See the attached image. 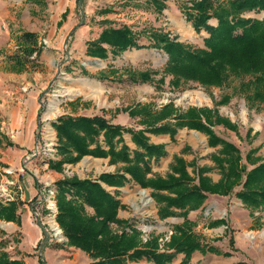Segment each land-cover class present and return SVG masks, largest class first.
<instances>
[{"label": "rangeland", "instance_id": "obj_1", "mask_svg": "<svg viewBox=\"0 0 264 264\" xmlns=\"http://www.w3.org/2000/svg\"><path fill=\"white\" fill-rule=\"evenodd\" d=\"M160 1H165V7L161 12L150 0H76L75 10L68 16L69 21L66 20L60 30H56L55 36L50 34V38H47L46 34L54 25L53 19H55V8L53 5L48 7L49 1H46L45 4L44 0H0V37L5 36V31L16 28L14 25L20 20L22 24L26 23V28L36 31L40 36L39 38L34 32L37 35V46L41 48V52L46 51L48 59L54 58V60H46L48 61L46 64V61L38 63L41 52L38 56L35 52L30 56L32 63H28L29 71L36 72L38 75L43 74L40 79L43 90L38 96L39 108L37 112L40 123L39 135L42 139L33 144L32 148L28 150V154L23 157L19 155V151L13 148L15 147L13 143L10 146L12 149L1 150L0 204L6 205L19 198L23 191L19 176L22 177L24 170L32 172V175L41 184L42 189L39 190L38 195L44 205V211L41 213L44 218L41 219V215L36 211L35 217L41 222H45L44 229L49 236L47 239L52 238V245L63 243L62 231L55 221L56 189L52 187L49 179H43V181L41 179L43 173L51 169L48 165L49 162H53L56 158L55 151H57L58 142L51 123L58 120L60 115H68V113L85 116L104 115L107 120L131 128L138 124L151 127L149 123L152 114L159 112L167 104L173 105L174 114H184L190 108L209 109L235 125V130H230L224 125L208 124L215 137L238 149L241 157L240 162L246 166L247 171L264 162V99L261 102H253L248 98L253 89L247 90L242 86L243 83L250 80L248 76H230L222 87H204L194 81H183L175 88L170 85L172 77L163 72L167 55L162 50L156 48L130 49L116 57L109 54L108 58L104 60L87 55V44L95 41L104 28H117L122 25L129 27L139 36L141 45L150 44V40L146 38L145 34L158 31L166 33L171 39L194 49L203 48V39L208 34L205 31L196 33L179 9L182 2L187 0ZM79 2L80 7L78 6ZM6 11L13 18V22L2 19L1 16ZM23 14L25 18H21ZM244 16L262 20L264 13L251 12ZM209 24L215 26L217 21L211 19ZM60 25L62 24L59 22L56 29ZM187 26L192 29V34L184 33ZM239 32L238 30L237 33ZM21 34L13 36L14 40L16 41V38ZM69 34L70 37L66 40ZM17 50L15 42L14 54ZM4 52V50L0 52V71L5 72L9 68L4 63L7 59ZM110 70H116V73L112 74ZM131 73L134 75L149 73L150 80L133 82L129 79ZM100 74H104L106 78L97 79ZM23 92L26 93L27 88ZM197 95L203 97L200 104L194 101ZM225 96L229 98L228 102L220 104L219 102ZM53 103L55 108L50 109L49 106ZM134 107H140L141 112L147 114L130 117L128 110ZM216 115L210 114L209 116L214 120ZM200 120L207 124L202 114ZM164 121L172 124L173 131L180 129V135L183 136L178 137L179 143L187 136L192 135L193 138V131L199 133V138L203 141L204 135L197 130L187 127L176 128V120L173 119V116L157 124L166 123ZM8 122V117L0 112V129L5 130ZM47 128L53 132L51 139L46 131ZM203 148L205 147L202 144L197 143V150H191L189 155L201 160L205 157V154L202 153ZM218 148L220 149L221 145H218ZM37 156L40 160L38 165L42 167L40 172L32 171L30 168L31 160ZM66 165L63 179L73 177L75 171L82 172L85 177L97 176L104 171H113L112 166L90 157L82 163L78 162L76 167L70 166L71 164ZM40 166L36 169L39 170ZM217 170L221 175V171ZM244 179L245 175L243 174L241 184ZM241 184L233 186L230 191L224 189L219 193H209L214 196H208V199L204 200L203 208L196 210L192 215L187 216L188 212L183 215L184 211H182L179 217H161L160 219L158 218L159 211L162 208L158 207L150 190L131 181L125 183L116 195L120 200L119 209H122L126 216L120 219L128 224L125 231L129 232V227L132 226L140 231L142 243L155 236L158 252H171L166 245L172 235L173 227L181 225L185 220L189 222L191 231L199 237L202 247L191 254L187 264H264V209H250L237 198L236 193L241 189ZM135 187L146 189L153 200V207H149L147 213H141L139 209L135 210L132 205L134 202L139 204ZM87 211L90 212V210ZM16 218L18 220V216ZM17 220L8 222L15 223ZM0 221L1 232L6 229L4 222L7 221ZM109 225L115 233L123 231L115 223ZM54 229H58V234H55ZM45 238L46 236L43 235L38 244L33 247L34 255H39L38 250L44 247L45 244L42 247L41 245ZM17 246L16 240L9 239L5 234H0V252H5L11 260H19L16 258ZM183 258L184 254H175L171 264H180ZM89 259L91 258L89 257ZM19 261L25 264L22 260ZM139 261L142 264H153L146 259ZM40 264L43 262L40 261Z\"/></svg>", "mask_w": 264, "mask_h": 264}, {"label": "trees", "instance_id": "obj_2", "mask_svg": "<svg viewBox=\"0 0 264 264\" xmlns=\"http://www.w3.org/2000/svg\"><path fill=\"white\" fill-rule=\"evenodd\" d=\"M150 2L159 12L165 7L163 1ZM179 9L196 33L205 31L208 34L203 39V48L194 49L158 31L145 34L150 44L141 45L139 36L122 25L104 28L95 41L87 44V55L104 60L109 54L116 57L130 49L156 48L167 55L163 72L172 77L170 85L175 88L183 81H194L204 87H222L230 76H248L250 80L242 84L247 90L253 89L248 98L253 102L263 101L264 18L259 20L244 15L251 12L264 13V0H187L182 2ZM211 19L217 21L215 26L209 24ZM15 42L18 50L8 61L13 70H20L32 63L30 56L34 52L38 56L41 48L37 46V35L34 33L25 32ZM110 72L115 74L116 70ZM104 78V74L97 76V79ZM129 79L133 82H146L150 80V75L131 73ZM228 100L225 96L219 103L226 104ZM141 111L140 107H134L128 110V114L130 117L147 114ZM174 113L173 105L167 104L159 112L152 114L149 124L153 127L173 116L176 128L197 130L208 136L210 146L221 145L217 153L211 155L215 166L221 171V179L217 184H211L206 177L201 176L203 170H199L198 185L189 187L187 184L191 181L190 177L185 174L183 162L178 157H174L175 163L170 166L172 174L165 179L147 178L150 171L149 160L163 155V147L150 144L143 130L135 132L130 128L114 126L98 116L61 117L57 120L53 127L57 135V153L61 158L57 162H49V168L60 170L64 163L75 165L84 156L109 157L110 164L121 162L124 165L123 172L129 176V180L142 188L153 189L156 191L153 194L155 201L165 203L159 211L160 218L171 215V207L183 209V215H186L189 210L203 203L206 198L204 193H219L224 189L230 191L233 186L241 184L244 174L245 179L236 193L237 198L250 209H264V163L247 171L246 166L240 162L238 149L215 137L208 124L224 125L230 130H235V125L209 109L190 108L184 114ZM201 114L207 124L201 122ZM210 114L216 115L214 120L210 118ZM166 125L168 124H162L149 131L158 132ZM122 132L131 134L135 149L123 144ZM101 133L102 142L108 147L106 151L96 142ZM2 140L0 135V146ZM93 144L95 146L90 148ZM6 145L11 146L12 143L7 142ZM173 173L178 176L175 177ZM126 181L128 179L122 174L103 173L95 180L73 176L55 183V221L66 239V246L85 252L92 259L90 264H130L141 259L153 264H171L175 254L180 253L184 254L180 264H187L191 254L202 246L186 220L173 227L166 245L171 252H158L155 236L142 243L140 231L134 226L129 227V232L125 231L128 224L117 217L120 202L102 184L121 187ZM162 189L175 196L157 192ZM86 207L93 213L89 214ZM16 208L17 204L13 201L6 205L0 204V220H17ZM110 223L117 224L123 231L113 232ZM230 242H233L232 239ZM0 264L23 263L11 260L5 252H0Z\"/></svg>", "mask_w": 264, "mask_h": 264}, {"label": "crops", "instance_id": "obj_3", "mask_svg": "<svg viewBox=\"0 0 264 264\" xmlns=\"http://www.w3.org/2000/svg\"><path fill=\"white\" fill-rule=\"evenodd\" d=\"M45 4L46 1H49V4L47 3L48 7L55 8V19H53L54 25L51 26L48 33L46 34L47 38H50V34L52 36H55L56 30H60V28L67 22L68 16L73 14L75 10V1L76 0H44ZM165 4V1H164ZM2 19H5L7 22H13V18L9 15V12L6 11L2 14ZM21 18H25V15L23 14ZM65 20V21H63ZM63 21V22H62ZM60 22V25L58 29L57 25ZM26 23L19 20L15 23V27L9 31H5V36L0 37V52L5 51L4 54L7 56L6 61L4 62L9 70L8 71H0V112L5 114L8 117L9 122L7 123V128L5 130L0 129V135H3L2 138V145L0 146V153L1 150H8L12 149V147L7 146L6 143L10 142L13 143L15 147H13L15 150L19 151V155L23 157L24 155L28 154V150H30L36 142L41 141L42 137L39 135L40 126H39V120L37 116L38 108H39V102H38V96L39 93L43 90V87L41 85L40 79L43 77V74L40 73L39 75L36 72L31 73L29 71L30 69L28 67H25L20 70H13L12 64L8 61V58L14 54L15 49V40L13 36L19 35L22 32L28 31L37 34L36 31H31L28 28H26ZM38 35V34H37ZM39 36V35H38ZM58 36V35H57ZM40 38V36H39ZM46 60H54L53 57L48 59V54L46 51H42L38 57V63H42ZM46 61V64L48 63ZM30 72V73H29ZM42 76V77H41ZM37 86V87H34ZM27 88V92L24 93L23 90ZM73 105V103H70ZM50 109H52L50 107ZM78 116H84L88 118H92L95 116L103 117L108 121L109 124L114 126H120L122 128H128L127 126L121 125L120 123H114L110 120H107V118L104 115H78V114H71L68 113V115H60L58 117H78ZM2 122V121H1ZM166 122V125L162 130L158 132H150L149 128H158L162 124H157L153 127L148 126H136L131 127L130 129L133 131L137 130H143V134L147 137L148 142L152 145H158L163 147V155H161L157 159H150L149 160V168L150 171L147 173V178H155L160 177L162 179H165L167 175L172 174V171L170 169V166L175 163L173 161L174 157H178L182 160L185 171V174H187L190 177V180L188 182V186L198 185V171L203 170L202 173L203 177H206L211 184H217L221 178V175L219 174L218 168L215 166L213 161L211 160V155L216 153V151L219 149L218 146L212 147L208 144V137L204 135L203 141L200 140V134L196 131H193V138L192 135L187 136V140H183L181 143H179L178 137H182L183 135H180V129L177 131H173L172 124L168 121ZM57 123L56 121H53L51 123V126L53 128V125ZM165 124V123H163ZM171 124V125H170ZM184 129V128H183ZM55 131V130H54ZM186 131L188 129L186 128ZM3 133V134H2ZM56 134V131H55ZM123 139V144L127 145L130 149H135V144L131 141V134L122 132L121 135ZM103 136L102 133L97 138V141L101 148L103 150H107L108 147L102 142ZM199 141V142H197ZM179 143V144H178ZM197 143L202 144L205 148H203V154H205V157L201 160H198L197 157L189 155V152L196 151ZM17 145V148H16ZM122 145L119 144L118 147ZM95 144L91 145L90 148H93ZM116 146V149L118 148ZM20 148H24L23 150ZM56 152V158L53 162H57L60 160V156ZM203 154H200L203 156ZM256 156H259L256 154ZM90 157L91 159L100 161L104 163L105 165L112 166L113 171L112 172H101L97 176L93 177H85L82 172L75 171L74 176L78 179H97L100 174L103 173H118L125 176L128 181L125 183L131 182L129 180V176L123 172V163L118 162L116 164H110L109 163V157L106 158H95L92 156H84L81 158L79 162L82 163L86 158ZM38 156L36 158H33L30 162V168L32 171L40 172V169L42 167L39 164ZM264 163V162H262ZM76 163L75 165H77ZM70 165V166H75ZM39 167V170L36 169ZM66 164H63L60 168V170H53L48 169L47 172L43 173L41 181L43 179H49V182L51 183L52 187L55 189V182L58 180H61L64 178V169H66ZM76 167V166H75ZM195 167V169H194ZM253 167V166H252ZM173 175L176 177L178 176L177 173H173ZM19 180L22 183L23 191L19 198L12 200L17 204L16 209V216H18L17 222H4L6 223V229L1 231L0 234H5V236H8L9 239L16 240L17 241V259L22 260L25 264H40V261L43 262V264H89L91 262V259L85 254L84 252H81L78 249L72 248V247H66L65 242L66 239L62 236L63 243L61 244H54L52 245V238L48 240L49 237L48 234H46L43 230L45 227V222L39 220L37 217H35V211L41 215L44 211V205L42 204V201L40 200V197L38 195L39 190L41 188V184L38 180L35 179V177L32 175V172L29 170H24V174H22V177L19 176ZM102 186L109 191L114 197L117 198L118 190L121 187L116 186H107L102 184ZM150 190L151 194H154L156 191H154L151 188H148ZM234 191V190H233ZM163 195H168L171 197H174V193H170L164 189L157 191ZM206 196L205 201L208 199V196L213 195L209 193H204ZM214 196V195H213ZM218 196V195H215ZM118 199V198H117ZM119 200V199H118ZM120 201V200H119ZM198 205L195 209L189 210L188 215H192L193 212L196 210H200L203 208L204 202ZM158 207H163L165 205L164 202H156ZM187 207V206H186ZM86 210H90L88 212L91 214V209L87 208ZM169 211L172 213L171 215L167 216L170 217H179L180 212L183 211V209L171 207ZM117 217L125 218V214L122 209L118 210ZM160 218V217H158ZM181 218H183L181 216ZM161 219V218H160ZM1 222V221H0ZM41 223V224H40ZM46 231V230H45ZM43 235L46 236L44 240L45 245L44 247L38 250V254H33V247H35L38 242L42 239ZM43 240V242H44ZM42 242V243H43ZM139 262V263H138ZM133 262L131 264H142L141 261Z\"/></svg>", "mask_w": 264, "mask_h": 264}, {"label": "built area", "instance_id": "obj_4", "mask_svg": "<svg viewBox=\"0 0 264 264\" xmlns=\"http://www.w3.org/2000/svg\"><path fill=\"white\" fill-rule=\"evenodd\" d=\"M135 190H136L135 192L138 193L137 194V196H138L137 198L139 200V204H136L137 205V209H139V212H141V213H143V212L147 213L148 212V208L149 207H153V200H152L151 196L149 195V193L147 192L146 189L136 188L135 187ZM140 192H144V195H142ZM135 210H136V208H135Z\"/></svg>", "mask_w": 264, "mask_h": 264}, {"label": "bare ground", "instance_id": "obj_5", "mask_svg": "<svg viewBox=\"0 0 264 264\" xmlns=\"http://www.w3.org/2000/svg\"><path fill=\"white\" fill-rule=\"evenodd\" d=\"M184 33H188V34H192L193 33V31H192V29L189 27V26H187V28L185 29V31H184ZM89 84V83H88ZM98 85V84H97ZM87 88V87H86ZM70 90V89H69ZM73 92V91H72ZM95 93V92H94ZM70 94H71V92H70ZM73 94V93H72ZM97 94V93H96ZM192 95V94H191ZM98 96V95H97ZM202 96H200V95H197V98L194 100L196 103H198V104H200L201 103V100H202ZM55 108V104L53 103V104H51L50 106H49V108ZM46 131H47V133H48V136L50 137L49 139H51L52 138V135H53V132H52V130L50 129V128H47L46 129ZM142 195H144V192H140ZM143 197V196H142ZM52 204V203H51ZM133 206L136 208V210H137V205H136V203L134 202L133 203ZM54 227H55V225H54ZM54 231H55V234H58V229H54Z\"/></svg>", "mask_w": 264, "mask_h": 264}, {"label": "water", "instance_id": "obj_6", "mask_svg": "<svg viewBox=\"0 0 264 264\" xmlns=\"http://www.w3.org/2000/svg\"><path fill=\"white\" fill-rule=\"evenodd\" d=\"M78 6H79V7L81 6L80 2H79V4H78ZM81 13H82V11H81ZM69 37H70V34L67 36L66 40H67ZM43 231L47 234V232H46L45 230H43ZM45 241H46V240H44V242L42 243L41 247L43 246V244L45 243Z\"/></svg>", "mask_w": 264, "mask_h": 264}]
</instances>
